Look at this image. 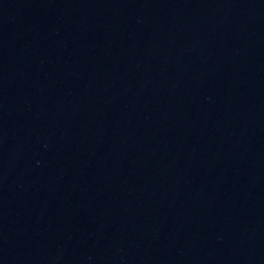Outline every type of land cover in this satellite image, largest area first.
<instances>
[{"label":"water","instance_id":"water-1","mask_svg":"<svg viewBox=\"0 0 264 264\" xmlns=\"http://www.w3.org/2000/svg\"><path fill=\"white\" fill-rule=\"evenodd\" d=\"M0 264H264V0H0Z\"/></svg>","mask_w":264,"mask_h":264}]
</instances>
